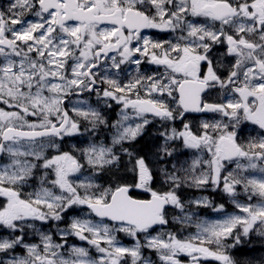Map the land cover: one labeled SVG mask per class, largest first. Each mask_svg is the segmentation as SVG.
<instances>
[{"label": "snow or ice", "instance_id": "obj_1", "mask_svg": "<svg viewBox=\"0 0 264 264\" xmlns=\"http://www.w3.org/2000/svg\"><path fill=\"white\" fill-rule=\"evenodd\" d=\"M210 261L264 264V0H4L0 264Z\"/></svg>", "mask_w": 264, "mask_h": 264}, {"label": "flooded vegetation", "instance_id": "obj_2", "mask_svg": "<svg viewBox=\"0 0 264 264\" xmlns=\"http://www.w3.org/2000/svg\"><path fill=\"white\" fill-rule=\"evenodd\" d=\"M2 3H4V0H0V4H2ZM148 34L149 35H153V36H155L157 39H167L168 38V33H165V32H157L156 30H150L149 32H148ZM149 69H151L153 66H147ZM92 103L93 104H95L96 103V100H95V98L93 97V100H92ZM187 194L189 195V196H196V195H201V194H204V195H208V196H210V197H212V198H214V199H216V200H218V201H220V202H224V200H225V198L222 196V194L219 192V191H216V192H211V191H209V192H204V193H199V192H196V191H194V190H187ZM228 207L229 208H231V205H228ZM75 214H77V215H80V210H77L76 212H74ZM69 214V213H68ZM76 215V216H77ZM199 215H201V216H205V215H208L209 217H211V215H212V213H210L208 210H206V209H202L201 211H200V213H199ZM68 217V216H67ZM69 217H71V216H69ZM69 217L64 221V224L65 225H67L69 222H70V219H69ZM38 225H39V222H36ZM54 223V221H50V226L49 227H47V225L46 224H41V226L43 227V229L44 230H48L49 228H51V229H55V227L58 225L59 227H61V223H57V224H54V225H52ZM170 226L171 227H175L177 230H179L180 228H182V227H186V229H185V231H186V233L185 234H187L188 232H190L191 231V229L186 225V224H182L181 222H179V221H177V222H175V224L174 225H172V224H170ZM26 229H28V227H26ZM244 247H246L245 248V250L244 251H246L247 252V250L249 249V248H251V247H253V245H249V246H244ZM255 247H259L258 245H255ZM239 254V253H238ZM154 259H155V257H153ZM182 259H186V258H183L182 257ZM209 264H215V262H209Z\"/></svg>", "mask_w": 264, "mask_h": 264}, {"label": "rangeland", "instance_id": "obj_3", "mask_svg": "<svg viewBox=\"0 0 264 264\" xmlns=\"http://www.w3.org/2000/svg\"><path fill=\"white\" fill-rule=\"evenodd\" d=\"M33 187H35V184H33ZM26 190L27 191H31L32 190V187H28V188H26ZM79 210V209H78ZM77 214H75L74 212H69V214H67V216L69 217V216H76ZM80 215H81V213H80ZM66 216V218L63 220V221H61V222H54L52 225H54V224H57V223H61V228H63V227H65L66 225L64 224V221L68 218ZM47 227H49L50 226V221L49 222H47ZM36 228H40V229H42V230H44L43 229V227L41 226V223H39V225L37 224V223H34L33 224V227L32 228H28V229H26V231L27 232H32V231H34ZM183 229H184V233H186V231H185V229H186V227H182ZM181 229V228H180ZM124 242L126 243V244H131L132 242L130 241V240H127V239H125L124 240ZM75 243H77V244H83V246H85V247H87V245L86 244H84V242H80V241H75Z\"/></svg>", "mask_w": 264, "mask_h": 264}, {"label": "trees", "instance_id": "obj_4", "mask_svg": "<svg viewBox=\"0 0 264 264\" xmlns=\"http://www.w3.org/2000/svg\"><path fill=\"white\" fill-rule=\"evenodd\" d=\"M244 250H245V248H244ZM245 253H246V251H244Z\"/></svg>", "mask_w": 264, "mask_h": 264}]
</instances>
